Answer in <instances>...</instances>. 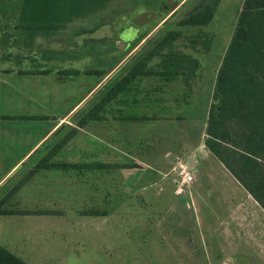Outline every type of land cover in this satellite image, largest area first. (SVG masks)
Here are the masks:
<instances>
[{"label":"rangeland","instance_id":"1","mask_svg":"<svg viewBox=\"0 0 264 264\" xmlns=\"http://www.w3.org/2000/svg\"><path fill=\"white\" fill-rule=\"evenodd\" d=\"M197 1L188 0L155 28L148 24L160 16L151 10L158 7L144 0L114 3L93 15L98 21L71 24L51 39L37 38L29 53L36 60L24 58L21 66L49 68L52 73H0V113L48 116L4 122L1 152L11 147L8 159L20 158L58 117L64 118L0 186V199L16 188L10 208L34 211L0 215L1 245L28 264H264V211L203 144L217 69L243 0H220L205 27L177 26ZM137 23L144 26L133 27ZM174 28L184 36L179 47L200 63L191 90L180 79L141 77L128 98L131 110L118 97L104 120L79 128L77 121L105 87L127 71L132 57L150 47L141 48L144 39ZM199 30L211 36L207 52L183 46ZM145 34L135 46L136 38ZM7 52L28 55L14 45L0 48V69L15 64L1 60ZM69 68L80 74L57 72ZM87 70L103 75H86ZM87 90L90 94L68 114ZM120 111L157 119L120 120ZM72 128L78 132L55 161L120 166L47 170L29 178L34 164ZM180 167L191 171L193 180L177 194ZM89 209L106 214H84ZM40 210L53 214H38Z\"/></svg>","mask_w":264,"mask_h":264},{"label":"trees","instance_id":"2","mask_svg":"<svg viewBox=\"0 0 264 264\" xmlns=\"http://www.w3.org/2000/svg\"><path fill=\"white\" fill-rule=\"evenodd\" d=\"M109 0H21L17 36L12 42L16 48L26 49V58L33 59L38 37L51 39L58 35L73 19L91 14L92 9L102 8ZM220 0H199L177 20L179 27L202 28L214 17ZM0 25V48L7 44ZM148 34V33H147ZM136 38L135 46L146 37ZM179 29H169L155 38L147 37L141 48L150 46L143 54L132 57L134 62L119 78L105 87L101 98L77 121L78 127L93 120H102L109 105L120 96L134 95L141 77L156 76L163 82L180 79L191 90L197 76L199 60L183 51L179 42L183 38ZM187 44L195 51L207 52L211 36L199 30L187 37ZM151 44V45H150ZM12 55L5 54L3 58ZM17 60L21 54L13 55ZM18 58V59H19ZM36 60V58H34ZM154 61V62H153ZM11 70H6L9 72ZM21 75H48L49 68L18 69ZM58 74L79 75L78 69H59ZM84 74L103 75L100 71L87 70ZM43 115H7L0 113V120H46ZM120 119L141 121L157 119L156 116L122 113ZM78 132L72 128L42 156L29 170L32 177L41 170L108 169L119 164L88 162L69 163L53 158ZM205 148L224 166L264 211V0H243L235 27L227 44L215 78L212 101L209 105L204 129ZM123 166V165H122ZM0 199V215L30 214L31 210L10 208L14 190ZM38 214H53L52 210H40ZM85 212V213H84ZM87 215H105V210L89 209ZM0 264H28L0 244Z\"/></svg>","mask_w":264,"mask_h":264},{"label":"crops","instance_id":"3","mask_svg":"<svg viewBox=\"0 0 264 264\" xmlns=\"http://www.w3.org/2000/svg\"><path fill=\"white\" fill-rule=\"evenodd\" d=\"M120 1L122 2L123 0H109V1L106 2V4H105L104 7H102V8H94V9L90 10L91 11V14H88V15L81 16L79 18L73 19L71 22L67 23L65 25V27H67V26H69L71 24H75V23H77V25L79 24L78 26H82V23H84L85 21L86 22H88V21L89 22L90 21L91 22L98 21L95 18V16H93V15H96V13H98L99 11H102L104 9H111V7L114 5V3H117V2H120ZM169 1H171V3L173 2V6H169V4H168ZM187 1L188 0H144V2L147 5H152V7H154V6L155 7H158V8L151 9L152 11H160L161 12L160 16L155 17V19L152 20L153 23L148 24V26L149 27H152V28L159 27L161 25V23L164 22L170 16V13H173L179 7H181L182 5H184ZM109 6H111V7H109ZM161 6L163 7L162 9L160 8ZM20 9H21V0H0V25H1L2 29H4L3 36H5V38L7 39V44L4 47L12 46L13 45V42H12L13 38L18 35L17 32L14 29L19 24L18 17H19ZM141 26H144V25L143 24L141 25L140 23H137L133 27H141ZM19 50L20 49L18 48V52H19ZM6 54H9V52H7ZM10 54L12 55L11 57L9 56L6 59L2 57L1 60L2 61L3 60H6V62H12V61H14L15 64H13L12 66H8V67H5L3 69H0V73L7 74V75H15V74L16 75H21V74H17L15 71L18 70V69H31V68H23L21 66L22 60L24 58H26L24 55H21L20 58L17 57V60H16L14 58V56H13V55H15V53H10ZM33 59H34V56H33ZM6 70H11V71L6 72ZM86 75H88V74H86ZM23 76H35V75H23ZM102 81L103 80H101L100 82H98L97 86ZM89 90H87L86 95L84 97H82V99L79 102H77L76 104H74L69 109L68 114L71 113V111L76 106H78L79 103L85 97H87L90 94V91ZM130 96H132V95H129V96H120V98H122V101L124 103H126V105L129 107V110H131L130 103H132V102L128 101L129 100L128 98H130ZM116 101H117V99H116ZM113 102H115V100ZM82 104H84V102H82ZM120 112L127 113V112H124V111H120ZM7 115H9V114H7ZM28 115H32V114H28ZM64 117H67V114ZM58 119L59 120L56 121V125H52L51 127L47 128L43 132V134L41 135V137L38 140H36L35 143H33L32 145H30L28 148H26V150L22 153V155L20 156V158H18L17 160H15V159H11V160L8 159L11 155H13L12 154V149H10L11 147H9L5 151L1 152V144H2V141H3V133H2V130H3L4 122H6L8 120H0V186L5 185V183L13 176V173L20 167V165H22L23 163L26 162L24 160H26L34 152H36V150L38 149L36 147L39 145V143L42 140H44L46 138V136H48L49 134L51 135L52 132L57 128V126H59V124H61V122L63 121L64 118L61 119V117H58ZM46 120H48V119H46ZM102 120H104V119H102ZM102 120H93V121H90L85 126L79 127V128L87 127V126L90 125V123H92L94 121L96 122V121H102ZM22 121H26V120H22ZM81 168H86V167H81ZM43 171L47 174V172H46L47 170H41V171H39L40 174L37 175V176H41V175L45 174V173H41Z\"/></svg>","mask_w":264,"mask_h":264},{"label":"built area","instance_id":"4","mask_svg":"<svg viewBox=\"0 0 264 264\" xmlns=\"http://www.w3.org/2000/svg\"><path fill=\"white\" fill-rule=\"evenodd\" d=\"M193 180V174L191 171H185L183 167H180L178 171H176L175 184L176 189L175 193L179 194L188 188L190 183Z\"/></svg>","mask_w":264,"mask_h":264}]
</instances>
